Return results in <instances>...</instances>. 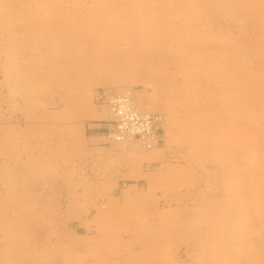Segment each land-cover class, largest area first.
Masks as SVG:
<instances>
[{"label": "rangeland", "instance_id": "374dc122", "mask_svg": "<svg viewBox=\"0 0 264 264\" xmlns=\"http://www.w3.org/2000/svg\"><path fill=\"white\" fill-rule=\"evenodd\" d=\"M0 264H264V0H0Z\"/></svg>", "mask_w": 264, "mask_h": 264}, {"label": "built area", "instance_id": "2783aa9c", "mask_svg": "<svg viewBox=\"0 0 264 264\" xmlns=\"http://www.w3.org/2000/svg\"><path fill=\"white\" fill-rule=\"evenodd\" d=\"M110 95L111 94H108V98ZM109 103H111V101ZM114 105L113 107L116 110L117 117L112 121L113 125L111 126L116 134H120L121 137L131 135L134 138L144 140L147 144L149 141L155 139V134L153 132V127L157 123L155 118L137 115L135 108L131 106V102H129L127 96ZM120 107H122V111L119 112L118 110Z\"/></svg>", "mask_w": 264, "mask_h": 264}, {"label": "bare ground", "instance_id": "6f19581e", "mask_svg": "<svg viewBox=\"0 0 264 264\" xmlns=\"http://www.w3.org/2000/svg\"><path fill=\"white\" fill-rule=\"evenodd\" d=\"M183 5V4H182ZM191 5V4H190ZM184 6H187V9H188V5H184ZM191 7V6H190ZM167 25V24H166ZM62 71V70H61ZM61 71H58V73H61ZM16 74V73H15ZM61 82V81H60ZM120 87V86H119ZM108 88H110V87H108ZM122 88V87H121ZM104 89V88H103ZM105 89H106V87H105ZM120 89V88H119ZM107 91H109V92H107ZM106 92H107V94H111L110 96H109V98H110V100H109V98H108V100L109 101H111V103H110V105L111 106H109V108H108V111H109V114H110V116H109V118L110 117H112L110 120H112V119H116V117H117V113H116V110L114 109V107L113 106H115L114 104L116 103V102H119L120 100H122V99H124L126 96H127V94H117V92H115V91H113V90H107ZM130 91V90H129ZM127 93H129V92H127ZM125 95V96H124ZM133 96V95H132ZM135 96V95H134ZM134 96L132 97V98H134ZM114 99H115V101H114ZM98 100V99H97ZM134 101V100H133ZM129 102H130V100H129ZM134 103H135V101H134ZM109 104V103H108ZM131 106L133 107V108H135L134 107V105H132L131 104ZM136 106V105H135ZM127 108V107H126ZM138 109V110H137ZM137 109H135V112L137 113V115H139V116H141V117H143V116H147V114H142V113H144V112H142L139 108H137ZM119 112L120 111H122V107H120L119 108V110H118ZM108 113V112H107ZM158 114V113H157ZM102 115V114H101ZM104 116L105 115H107L106 113H104L103 114ZM163 115V114H162ZM158 116V115H157ZM161 117H163V116H161ZM108 119V118H107ZM107 121V120H106ZM165 122H163V124H164ZM160 123H158V125H159ZM157 125V126H158ZM162 125V124H161ZM162 129H164L163 127H162ZM161 129V130H162ZM138 130H139V128H138ZM162 132H164V131H162ZM166 132V131H165ZM106 135V134H105ZM113 135V134H112ZM111 137V136H110ZM114 137H116V138H119L118 140H120V138H121V136H120V134H116ZM127 137H131V138H134V137H132L131 135H129V136H127ZM116 138H115V140H116ZM130 138V139H131ZM135 139V138H134ZM138 139V138H137ZM160 139V138H159ZM124 140V139H123ZM136 140V139H135ZM134 141V140H133ZM121 142H122V140H121ZM259 142V141H258ZM112 143V142H111ZM156 143V142H155ZM98 144V143H97ZM103 144V143H102ZM134 144V143H133ZM138 144V143H137ZM258 144H260V142L258 143ZM149 145V144H148ZM154 145V144H153ZM118 146V145H117ZM140 146V145H139ZM141 147V146H140ZM152 147H154V146H152ZM103 147H101V149H102ZM143 148H145V147H143ZM148 148V147H147ZM151 148V147H150ZM256 149H257V146L255 147ZM146 149V148H145ZM117 150V149H116ZM154 150V149H153ZM146 151H149V150H146ZM151 151H152V149H151ZM257 151V150H256ZM112 152H114V151H112ZM115 152H117V151H115ZM256 153V152H255ZM110 154V153H109ZM255 155H257V154H255ZM110 156V155H109ZM107 157V156H106ZM257 157V156H256ZM112 161V160H111ZM110 161V162H111ZM251 161H253V160H251ZM108 165V164H107ZM254 165V164H253ZM104 167V166H103ZM250 167V166H249ZM253 167V166H252ZM106 168V167H105ZM251 169V168H250ZM249 171V170H248ZM246 174V173H245ZM251 177V176H250ZM249 179V178H248ZM238 197V196H237ZM236 197V198H237ZM235 214L236 213H234V216H235ZM239 215V214H238ZM231 216V215H230ZM236 217V216H235ZM233 218V217H232ZM231 218V219H232ZM233 220V219H232ZM235 220V219H234ZM229 228H230V226H229ZM235 233V232H234ZM226 237V236H225ZM224 241V240H223ZM229 241V240H228ZM226 247V246H225ZM221 249V248H220ZM228 250V249H227ZM225 257H227V256H225ZM227 259V258H226Z\"/></svg>", "mask_w": 264, "mask_h": 264}]
</instances>
